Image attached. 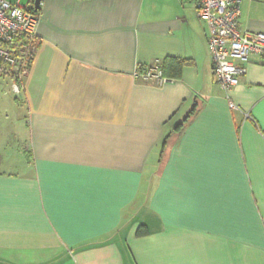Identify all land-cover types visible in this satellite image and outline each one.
<instances>
[{
	"label": "crops",
	"instance_id": "0c3cea01",
	"mask_svg": "<svg viewBox=\"0 0 264 264\" xmlns=\"http://www.w3.org/2000/svg\"><path fill=\"white\" fill-rule=\"evenodd\" d=\"M39 11L22 89L0 93L25 139L0 154V264H264V55L228 95L194 0ZM240 24L264 33V0ZM169 58L179 77L137 78Z\"/></svg>",
	"mask_w": 264,
	"mask_h": 264
},
{
	"label": "built area",
	"instance_id": "2783aa9c",
	"mask_svg": "<svg viewBox=\"0 0 264 264\" xmlns=\"http://www.w3.org/2000/svg\"><path fill=\"white\" fill-rule=\"evenodd\" d=\"M194 1L199 18L208 25V49L214 79L229 95L239 85L241 77L246 75L250 56L264 55V33L241 28L243 0ZM42 5L43 0L38 9L33 11L10 0H0V78L11 79L16 93L21 91L19 83L29 74L40 43L37 29ZM135 74L142 81L156 86L172 80L164 75L159 61L143 70L138 68ZM230 107L236 108L231 101Z\"/></svg>",
	"mask_w": 264,
	"mask_h": 264
},
{
	"label": "rangeland",
	"instance_id": "374dc122",
	"mask_svg": "<svg viewBox=\"0 0 264 264\" xmlns=\"http://www.w3.org/2000/svg\"><path fill=\"white\" fill-rule=\"evenodd\" d=\"M13 3H18L21 6L31 7L32 4L29 3V0H10ZM0 93H6L10 95L14 99V96L17 94L13 92V84L9 81L7 77L0 78ZM10 116L11 112L8 111ZM6 113L4 110H0V125L5 124L6 127H0V154L3 155L4 153L11 156V153H16L17 147L21 146L25 139L24 134L21 133V127H8L7 124L9 120H6ZM7 157V156H6ZM12 157H16L12 155ZM6 166V165H5ZM9 166V165H8ZM19 169V167H18Z\"/></svg>",
	"mask_w": 264,
	"mask_h": 264
},
{
	"label": "trees",
	"instance_id": "16d2710c",
	"mask_svg": "<svg viewBox=\"0 0 264 264\" xmlns=\"http://www.w3.org/2000/svg\"><path fill=\"white\" fill-rule=\"evenodd\" d=\"M30 4H32V6L29 9L35 11L36 8L34 7V0H30ZM187 63L188 61L186 60L169 58L166 60L164 64L161 63V67H162L164 75L169 79H173V78L180 76L182 69L184 68V66H186ZM138 68L140 70L145 69V67H142V66ZM171 71L173 73H171ZM19 84H20V89H22V82H20Z\"/></svg>",
	"mask_w": 264,
	"mask_h": 264
},
{
	"label": "water",
	"instance_id": "95a60500",
	"mask_svg": "<svg viewBox=\"0 0 264 264\" xmlns=\"http://www.w3.org/2000/svg\"><path fill=\"white\" fill-rule=\"evenodd\" d=\"M41 1H42V0H35V2H34V6H35L36 9H38L39 4H40Z\"/></svg>",
	"mask_w": 264,
	"mask_h": 264
}]
</instances>
